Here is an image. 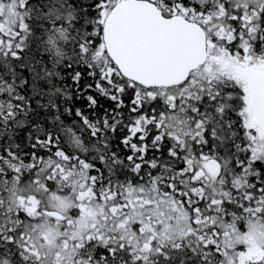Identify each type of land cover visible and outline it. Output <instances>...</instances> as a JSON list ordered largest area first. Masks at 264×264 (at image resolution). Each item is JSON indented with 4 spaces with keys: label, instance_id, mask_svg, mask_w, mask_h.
Returning <instances> with one entry per match:
<instances>
[{
    "label": "snow or ice",
    "instance_id": "snow-or-ice-1",
    "mask_svg": "<svg viewBox=\"0 0 264 264\" xmlns=\"http://www.w3.org/2000/svg\"><path fill=\"white\" fill-rule=\"evenodd\" d=\"M0 264H264V0H0Z\"/></svg>",
    "mask_w": 264,
    "mask_h": 264
}]
</instances>
